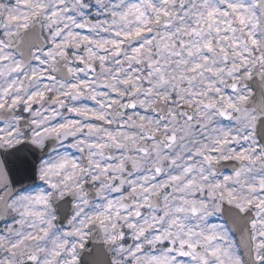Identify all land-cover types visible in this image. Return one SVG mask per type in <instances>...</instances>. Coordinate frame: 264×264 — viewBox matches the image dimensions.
Returning a JSON list of instances; mask_svg holds the SVG:
<instances>
[{
    "label": "snow or ice",
    "instance_id": "snow-or-ice-1",
    "mask_svg": "<svg viewBox=\"0 0 264 264\" xmlns=\"http://www.w3.org/2000/svg\"><path fill=\"white\" fill-rule=\"evenodd\" d=\"M0 264H264V0H0Z\"/></svg>",
    "mask_w": 264,
    "mask_h": 264
}]
</instances>
